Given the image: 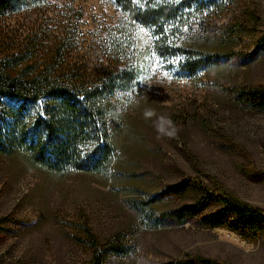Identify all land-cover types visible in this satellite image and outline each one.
Segmentation results:
<instances>
[{
    "label": "rangeland",
    "instance_id": "obj_1",
    "mask_svg": "<svg viewBox=\"0 0 264 264\" xmlns=\"http://www.w3.org/2000/svg\"><path fill=\"white\" fill-rule=\"evenodd\" d=\"M77 16L70 64L108 65L107 31L121 17L112 0H54L48 9L0 18V57L42 31V49L52 51ZM188 23L174 32L177 45L226 60L188 77L183 57L161 54L152 32L139 28L138 87L123 96L107 172L60 174L23 154L0 156V264H84L96 245L112 243L131 252L106 264H264V232L245 239L197 219L162 221L197 199L196 189L159 198L183 180L264 212V111L233 97L237 88L264 87V0H228Z\"/></svg>",
    "mask_w": 264,
    "mask_h": 264
},
{
    "label": "trees",
    "instance_id": "obj_2",
    "mask_svg": "<svg viewBox=\"0 0 264 264\" xmlns=\"http://www.w3.org/2000/svg\"><path fill=\"white\" fill-rule=\"evenodd\" d=\"M53 1L0 0V18L48 9ZM112 1L121 17L107 31L108 65L88 71L70 64L68 56L80 31L78 16L52 51H43L42 31L19 52L0 57V156L23 154L33 165L60 174L107 172L117 152L114 132L122 117L123 96L129 98L138 87L139 28L152 32L161 54L182 56L179 65L188 77L226 60L225 55L177 45L173 34L196 13L221 7L228 0ZM233 97L253 111H264V87L237 88ZM193 189L198 193L194 203L166 214L164 224L185 225L197 219L201 227H226L245 239H256L264 232L260 208L194 181L168 186L159 198L179 197ZM98 246L84 264H106L113 255L124 257L131 252L119 243L104 250Z\"/></svg>",
    "mask_w": 264,
    "mask_h": 264
}]
</instances>
